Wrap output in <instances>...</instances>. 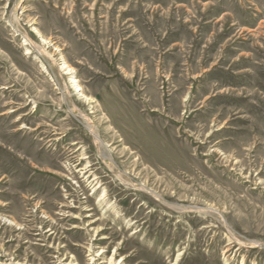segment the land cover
Segmentation results:
<instances>
[{
	"label": "rangeland",
	"instance_id": "rangeland-1",
	"mask_svg": "<svg viewBox=\"0 0 264 264\" xmlns=\"http://www.w3.org/2000/svg\"><path fill=\"white\" fill-rule=\"evenodd\" d=\"M0 264H264V0H0Z\"/></svg>",
	"mask_w": 264,
	"mask_h": 264
},
{
	"label": "bare ground",
	"instance_id": "bare-ground-1",
	"mask_svg": "<svg viewBox=\"0 0 264 264\" xmlns=\"http://www.w3.org/2000/svg\"><path fill=\"white\" fill-rule=\"evenodd\" d=\"M64 66V65H63ZM65 67V69L66 68H68V66H64ZM72 82H77V80H73ZM78 89H80V88H78ZM90 125V124H89ZM88 127V129L90 130V131H92V133H93V136H94V138H95V141H96V144H97V146L98 147H100L99 149H101L104 145L102 144V140H101V138H100V132L99 131H97V129L95 128H93L92 127V125H91V127L90 126H87ZM86 156H84V157H80V159H83V158H85ZM79 168H78V172L80 173V174H82V175H84V174H88V173H90V171L91 170H88V167H89V165H84V164H80V162H79ZM95 180H97V178H92L91 179V182L92 181H95ZM96 184V187H100L99 186V183L98 182H96L95 183Z\"/></svg>",
	"mask_w": 264,
	"mask_h": 264
}]
</instances>
